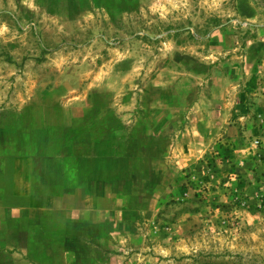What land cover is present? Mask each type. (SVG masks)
I'll return each mask as SVG.
<instances>
[{
    "label": "rangeland",
    "instance_id": "374dc122",
    "mask_svg": "<svg viewBox=\"0 0 264 264\" xmlns=\"http://www.w3.org/2000/svg\"><path fill=\"white\" fill-rule=\"evenodd\" d=\"M3 108L56 264H264V0H0Z\"/></svg>",
    "mask_w": 264,
    "mask_h": 264
},
{
    "label": "crops",
    "instance_id": "0c3cea01",
    "mask_svg": "<svg viewBox=\"0 0 264 264\" xmlns=\"http://www.w3.org/2000/svg\"><path fill=\"white\" fill-rule=\"evenodd\" d=\"M4 110L0 111V264H56L57 247L53 246L51 229L44 219L55 211L53 201L67 203L69 181L93 179V173L88 171L95 167L80 161L28 160L30 145L24 140L32 132L6 129L4 125L9 121ZM13 115L15 126L21 121L14 120ZM54 185L59 187L54 189ZM52 194L59 196L52 198ZM55 209L67 211V205ZM62 247L67 248V244L60 243L59 249ZM58 264L69 263L60 260Z\"/></svg>",
    "mask_w": 264,
    "mask_h": 264
}]
</instances>
